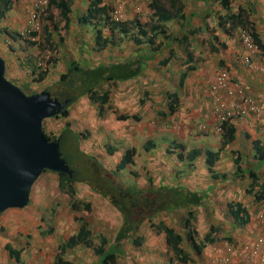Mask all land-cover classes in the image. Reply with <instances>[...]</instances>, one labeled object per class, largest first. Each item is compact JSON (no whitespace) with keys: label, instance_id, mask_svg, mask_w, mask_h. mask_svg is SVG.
Segmentation results:
<instances>
[{"label":"crops","instance_id":"obj_1","mask_svg":"<svg viewBox=\"0 0 264 264\" xmlns=\"http://www.w3.org/2000/svg\"><path fill=\"white\" fill-rule=\"evenodd\" d=\"M32 1L12 0L14 13L9 15L12 8L5 13L2 20L5 24L0 26L2 30L0 33L4 32V28L13 34L15 32L24 33L20 29L24 26V21L28 19L29 11L33 9ZM179 1L184 6L183 27L178 19L173 18L165 22V34L160 35L163 41L161 42L163 44L162 52L153 51L151 47L155 44H150L147 41L139 43L128 41L127 46L130 48V52H126V57H128V53H132V57L137 58L142 66L138 76L123 81H113V92L101 89L109 92V100L100 109L97 103H91L87 98L84 99L85 96L80 97L71 109V112L77 110L78 114L71 113L72 115H69L65 121L78 123L77 117L83 118L85 123H82L81 126L77 125L80 129H76V134L88 131L85 140L89 147L85 153L90 155L92 152L97 160L99 157L105 159L109 156L107 150L104 149L106 146L114 147L113 152L118 154V161L126 148L134 147L135 155L132 157L133 163H131L133 166L130 167L131 164L127 163L126 169L133 171L134 168H144L145 179L146 181L148 177L152 179V187H159L158 184L161 183L162 178H166L164 175H161L160 178L158 176L162 171L167 172L162 167L170 162H174V168L167 173L169 176H178V173L185 175L182 178H177L176 181L177 183L182 182L184 187L196 191L206 182V187L209 184L205 191L208 193L207 208L210 212L214 210L213 218L221 220L220 222L223 224L231 220L227 215V203L240 202L245 206L247 219L244 224L235 227L229 224L227 226L229 232L227 231L226 235L221 236L228 243H220V240L205 246L200 254V264H264L259 261V254L255 253L254 248V241L259 236L264 237V198L256 197L260 193L258 185L252 191L249 189L252 172L260 176V182H264V159L260 158L261 153L257 150V146L264 149V111L260 117L248 112L229 120L228 123L235 129V137L227 145L221 147V133H218L214 128L217 122L214 114L216 101L211 90L217 73L224 71L231 79L239 81L247 94L264 98V0H226L227 5L223 4V0ZM88 2L89 0H70L72 12H74L71 13L72 22H75L74 20L87 10ZM105 3L112 6L120 3L123 11L125 4L134 10L138 6L139 9L149 3L150 8L147 12L154 18V22L151 24L157 23L154 15L157 11V4L169 7L165 0H158V2L157 0H106ZM231 15L235 16L234 21L229 20L228 17ZM6 16L8 17L6 18ZM142 16L144 15L142 14ZM142 16L140 17L142 18ZM238 25L249 27L252 35L254 32L263 46L260 47L255 43V52L250 55V65L244 61L248 49L241 43L239 36L233 34L234 28ZM47 26L51 31L49 23ZM72 27L71 25L70 33H87V26L78 25L77 29H75L76 26L73 27L75 30ZM185 33L188 36L189 44L187 45L186 41L178 40ZM3 34L4 37L1 40L7 43L8 35L5 32ZM53 36L50 43H46L51 54L59 52L57 56L62 57L59 48L64 44L66 49L77 48L76 52L69 53L71 59L74 56L78 57L81 45L77 42V36L63 39V41H59ZM22 38L28 39L29 37L23 36ZM85 40H87L86 36ZM17 41L24 42L23 39H17ZM12 43L13 41L11 43L8 41L7 44L12 47ZM42 43H45L44 34ZM81 43L83 44L85 41ZM87 44H89V48L93 46V42ZM32 47L30 45L29 49ZM168 47L173 48L174 57L167 65H160L159 61L167 55ZM33 50L34 48L31 49V51ZM31 51L28 52L30 60L33 58ZM187 51H189L188 61H190L188 63L186 61ZM86 57L97 58L94 54H86ZM126 57L125 59H127ZM71 61H68V66ZM57 63L53 67L58 65ZM187 67L190 69H185ZM184 73L186 75L182 79ZM172 92L176 93L177 107L171 111L169 93ZM220 97L227 106L233 104L223 89L220 92ZM135 115L138 118L135 119L133 117ZM199 124L208 125V131H198ZM144 144H149L148 150H144ZM118 146L121 150L118 149ZM173 146L174 149H172ZM191 150H194L197 156L189 161L187 153ZM207 150L213 153L210 156L211 160H214L211 167L206 163ZM217 153L218 155H216ZM139 159H143L146 165L139 166ZM150 170H152L151 173ZM155 172L158 173L153 179ZM132 174L139 176L138 172ZM169 181L172 184V180L169 179ZM139 190L145 192L148 190V184ZM166 213L169 212L160 214L165 216ZM169 214H171L170 221L173 222L175 216L172 213ZM197 215L196 221L199 222L203 219L201 223H204L205 214L203 217H201V212ZM15 217L16 214L10 217V221H6L7 224L12 225ZM214 219H212L213 222H216ZM212 220L206 221L212 223ZM163 222L165 223V221ZM230 226L235 230H230ZM145 229L147 230L146 225H143L140 230L141 234L139 233L143 237L140 245L143 250H137L140 246L137 249L128 247L130 248L128 252L132 255L138 253V262L149 259L147 253L150 249H155V243L160 240V236L153 237L145 232ZM29 234L28 232L29 238L24 240V245L29 244L28 240L31 239ZM163 235L164 240L165 234ZM1 239L3 238L1 237ZM9 241L10 239L4 238L0 244V264L9 263L10 257H8L5 248ZM78 246L83 247L82 245ZM19 247L22 246L19 245ZM146 249H149L148 252ZM74 251L75 249H69L65 254V259L72 261L73 264H86L83 260H78L80 256L70 258L67 255ZM36 257L34 255V261H37ZM159 257L161 256L157 255L154 258ZM225 257H228L226 262L223 259ZM52 263L53 261L50 262V264Z\"/></svg>","mask_w":264,"mask_h":264},{"label":"trees","instance_id":"obj_2","mask_svg":"<svg viewBox=\"0 0 264 264\" xmlns=\"http://www.w3.org/2000/svg\"><path fill=\"white\" fill-rule=\"evenodd\" d=\"M104 1L106 2V0ZM165 1H167V4H169V7L164 5L161 6L158 4L156 6L157 11L154 15L156 17L157 23L146 25L139 22L138 19L129 20L126 17L120 20H115L111 13V10L113 9L112 5H108L102 0H89L87 10L74 20L78 25L88 27L86 29L87 33H84V36L90 35L91 37L90 39L84 41L86 43L93 42V46L87 49L88 53L90 55L98 53L99 55L103 51H107V49L109 48L111 49V46H116L119 50L117 49L118 52L115 55V60H113V56L111 52H109L107 55H104L106 60H104V62L99 61L100 63L95 66H87L88 63H83L84 68H82L81 63L71 61L69 63V66H67V69L64 70V72H62L59 76L60 83H62V88L57 91V93H54L49 89L52 96L57 97L58 99H64L66 97L69 98L70 100L68 105L78 100L79 97L85 96L83 97L84 99L87 98L91 103H97L99 105V109L102 108V106L109 100V92L102 91L101 89L94 90L95 83H97L98 85L104 81L115 82L132 79L138 76V74L142 70L140 61H138L137 58L135 59L134 56L132 57V53H128V57H126L127 59H125V53L121 50V44L125 40L126 43H128V41H133L136 43L147 41L150 44H155V46L151 47L153 51L157 53L162 52L161 46L163 44L161 42L163 41L160 35L163 36V34H165V22L173 18L178 19L181 27H183L182 22L185 19V15L183 12L184 6L182 2H180L179 0ZM11 4L12 0H0V17L5 15V13L10 9ZM223 4L227 5L228 2H226V0H223ZM53 8L57 9L58 14L60 15L59 21H54L53 19V13H55L52 12ZM71 13L74 12H72V8L70 6V0L48 1V8L46 10V13L42 14V17L50 22L51 31L47 24L43 25L45 43H50L54 32H57L60 29H62L64 32H67L69 30L72 23ZM228 18L229 20L234 21L235 16L231 15ZM104 29L106 30V32H104ZM4 32L14 40L23 39L24 42H28V40L21 37L22 34L20 33L15 32L13 34L6 28H4ZM189 33L190 31L188 32V34ZM23 34L29 37L34 36L36 33L28 31V33ZM252 36L254 42L257 43L260 47H263L258 40V36L254 32ZM156 38H158V40L160 41L156 42ZM58 39L59 41H63L64 38L62 35H59ZM178 40L186 41V45L189 44L187 42L188 36L186 33L183 34ZM32 44L35 45L34 42H32ZM167 52V55L159 61L160 65H167L168 62L174 57L173 48L168 47ZM188 53L189 51H187L186 53L187 63L190 62L188 61ZM94 56L96 57V55ZM49 59V63L52 65L56 64L58 60L54 56ZM81 59H83V57H81ZM117 59L119 60L117 61ZM31 61L32 63L31 65H29V67L30 71L34 75L33 80L42 81L47 76L48 69H43L41 66H38L35 60ZM185 69L189 70L190 68L187 67ZM185 75L186 73L182 75V79L185 78ZM69 91L71 92L70 94L68 93ZM169 97H171L169 107L172 111L177 107V103L175 102L176 93H169ZM68 105L61 113L54 117L67 118L72 109V107L69 108ZM99 114H101V112H99ZM133 117H135V119L138 118L137 115ZM68 124L69 122L65 123V128H63L62 132L59 133V137L50 135L49 133L44 131L45 138L52 141H55L58 138L62 140L64 132L67 131ZM223 127L224 130L221 133L220 140L221 147L227 145L235 137V129L230 123H223ZM87 133L88 131L85 130L81 132L77 137H79V139L87 138ZM148 145L144 144V150L149 149L150 146L148 147ZM104 149L105 151L107 150L108 154H112L114 151L113 146H106L104 147ZM172 149H174V146L172 147ZM257 150L259 151V153H261L260 158L264 159V149L260 146H257ZM134 155V147L126 148V151L117 163L116 170L123 169V167L127 163H133L132 157ZM206 155V163L209 167H211L214 163V160H211L210 156H212L213 153L207 150ZM216 155H218V153ZM80 156L84 157L82 153L80 154ZM196 156L197 153L194 152V150H191L187 153V158L189 161H192ZM62 157H64L65 159L67 158V162H69L70 160V166L72 162L77 161L76 155L70 154V156H67L66 154H62ZM85 159L92 161L93 164L91 166H87L84 164V162L79 163L77 161L78 165L76 168H73L71 166V168L73 169V175L71 177H69L67 174L52 172L53 174L58 176L57 187L59 188V190H65L69 194V206L72 210L85 211L91 209L90 202L78 198L74 183L78 181V178L80 181H82L80 177H82L84 172H88L89 174H91V176H97V171L93 168V166H99L101 163L93 155L85 154ZM47 171L48 170H44V172ZM164 176L168 180V183L165 185L162 178V181L160 183L161 186L159 187H152V179L149 177L147 178V181L149 183L148 193H142V191H140L139 189L137 191H127L125 188H121L114 181V178H112V180L104 178L103 182L99 185L105 184V187L100 186V188H98L97 186L95 187L92 184L90 188L92 190H95L100 195L106 197L109 203L112 204L120 212V225L115 231L113 239L110 240V249L107 250L109 239L104 234L100 235L98 245H94L92 241V232L87 227L85 219L83 217H77L76 219L81 221L82 224L79 225L77 231L74 234L69 235L66 241L61 242L57 245L52 264H73L72 261L65 259V254L69 249H72L78 245L91 248L95 255L99 258L98 264H117V260L119 257H122V259L124 260L123 264H138V260H133L126 248L129 245H133L134 247H139L141 245L143 237L142 235H139V232L143 228V225H146L148 223L151 227L157 229V231L162 230L164 232V240L166 242V246L170 248V250L174 254V258H168L169 262H173L175 260L179 263L191 262V264H195L193 262V257H199L205 246L219 240V237H216L214 235L216 231H219L220 229L223 231L226 230L229 224L233 227L242 226L246 221L247 215L245 206L240 202H229L227 203V215L231 220L230 222L225 224L221 223V220L214 219L212 214L209 213L210 211L207 208L206 204L208 193L199 192V190L194 191L192 189L184 187V184H181L182 186H180V184L173 183L172 181L171 184L169 181V174L166 173ZM250 177L252 179V182L249 189H251L252 191L254 187L258 185L260 193L257 194L256 197L258 199L264 198V182H260V176L252 172ZM168 203L172 205H166ZM199 205L202 207V210L205 213L206 220H216V222H213L212 220V223H210V221H206L204 219V223L200 224L202 229L203 227L205 228V230H202L203 232L200 231L199 226H197L199 222H197L195 219L196 217H198L197 212L199 211L197 210V207ZM165 210L167 212L168 210H172L175 212V220H172L174 223L172 227L165 225L161 221L156 224L155 222L153 223L155 216L153 215L151 217V214H155V212L160 211L164 212ZM51 211H53L54 213V209H52ZM232 229L234 228H231L230 230ZM52 231L53 228L51 227L49 228V230H47L46 234L51 233ZM227 231L229 232V229H227L225 232ZM24 246L25 245H23L22 247H18L17 245L13 244L12 241L7 242L5 248L8 257H10V259H13L15 263L25 264L22 257V252L25 249ZM155 259L157 260L159 258Z\"/></svg>","mask_w":264,"mask_h":264},{"label":"rangeland","instance_id":"obj_3","mask_svg":"<svg viewBox=\"0 0 264 264\" xmlns=\"http://www.w3.org/2000/svg\"><path fill=\"white\" fill-rule=\"evenodd\" d=\"M138 7L132 10L128 5L125 4L124 12L126 14V17L129 18V20L138 19L139 22L146 24V25L153 23L154 18H152L151 15H149L147 12L148 9L150 8L149 3H147L144 7L141 6V8L139 9ZM11 8H12V11L9 13V15H12L14 13V4L10 5V9ZM31 12L32 11L30 10L29 18H31ZM52 12H55L53 13L54 21H59L60 15L58 14V11L53 8ZM142 14L144 16H142ZM140 16H142V18ZM7 17L8 16H6V18ZM2 20H3V16L0 17V26L5 24ZM27 20L28 19L24 21L23 23L24 26H22L20 30L22 31L26 29L31 30V31L35 30L36 36L34 37L35 38L34 41L36 40L35 42L37 41L39 42V47L37 48V46H33L31 48V49L34 48L33 51L29 49L30 45H26L24 42L22 41L19 42L8 36L6 40L7 43L8 41L10 43L11 41H13L12 43L13 45L11 47L4 40H1V38L4 37V34L0 33V56L6 61V65H7V67L5 68V76L7 79H9L11 82L16 84L27 94L39 92L43 89H50L52 90V92L57 93V91H59L62 88V83H60L59 76L62 72H64V70L67 69L68 61L70 60L81 63L82 68H84L83 63L84 64L88 63L87 66H95L99 64L100 62H104V60H106L104 55H107L109 52H111L113 56V60H115V55L119 50L118 47L111 46V49L109 48L107 49V51H103L102 53H100L99 54L100 56L98 55V53H94V55H96L97 58L89 59L88 57H86V54L90 55L87 50L89 48L88 46L89 44H87L86 42H85L86 44L81 43L82 41L85 40L84 34L70 33V28L67 32H64L62 29H60L57 32L53 33L54 38L58 39L59 35H62L65 40V39L75 38L77 36L78 38L77 42L81 45L79 46L80 51L78 52L79 58L74 56L73 59H71V55H69V53L71 54V53L76 52L77 48L66 49L64 44H62L59 48L62 54V57H60V56H57L59 52L56 54H51L50 53L51 50L47 47V44L42 43L43 42V24L44 22L45 23L47 22V24L48 23L50 24V22H48L42 16L35 18L34 22L29 23ZM34 23L37 24L38 29L34 28L35 26ZM72 23L71 25L73 27L76 26L75 29H77L78 24H76V22H72ZM104 32H106L105 29H104ZM90 37L91 36L88 35L86 39H90ZM155 41L157 42L160 40L156 38ZM121 46H122L121 50L125 53L124 57H126V52H130L129 50L130 48L127 46L126 40L121 44ZM29 50L32 52L31 56H33V59L36 60L35 62L36 63L41 62L42 64L41 67L43 69L45 68L48 69V74L42 81L33 80L34 75L29 70L30 68L29 65H31V63L28 61ZM70 50H72V52H70ZM52 56L56 57L58 59L57 61L60 62V63L58 62L57 63L58 65H55L54 67L52 64L49 63V60H50L49 58H51ZM80 57H83L84 61ZM113 88H114L113 81L112 82L104 81L98 85L97 83H95L94 85V90L104 89V90H108L109 92L110 91L113 92L114 91ZM68 93L70 94L71 92L69 91ZM76 102L77 100L72 102L70 105H68V107L71 108ZM71 113L78 114V111L73 110ZM65 120L67 121V119H64L61 117H54V118H48V119L46 118L43 120V129L44 131L46 130V132L49 134H52L53 132L52 130L54 129V131L56 132L55 136L59 137L60 136L59 133L62 132L63 128H65L64 127L65 122H66ZM77 120L79 121L78 123L69 122L67 126V131L64 132L62 141L64 144L63 147L65 146V148L64 150L61 149L62 154L63 155L66 154L67 156H70V153L71 155H76L77 161L79 163L84 162L85 165L91 166L93 162L85 159V154H87L85 152H87L86 150L88 149L89 145L86 142L85 138L79 139V137H77L78 135H80V132L76 134V129H78L77 125L79 124V126H81L82 123H85V122L83 118L77 117ZM89 126H91L90 123H89ZM118 149L121 150L119 146H118ZM81 153L84 155V157L80 156ZM90 155H93V153L91 152ZM117 159H118V154H116L115 152H113L112 154H109V156L105 159L99 157L98 161L101 164L99 163L100 164L99 166H96V165L93 166V168L97 171L96 172L97 176L92 175L93 176L92 177L91 174H89L88 172L87 173L84 172L82 177H80L82 181H80L78 178V181L74 183L78 198L84 201H88L91 204V209L85 210V211L84 210L77 211V210L70 209L69 194L65 190H62V189L59 190V188L57 187L58 176L53 174L51 171L44 172L36 180L34 184V188L30 192L29 203L24 208L9 209L5 211L4 213L0 214V226L2 227V229L0 227V235H1L0 244L1 242H3L4 238H8L10 239V241L13 242V244L17 245L18 247L19 245L23 246L25 244L24 240H27L29 238V236L27 235L29 232L30 233L29 235L31 236L32 240L29 239L28 240L29 244H26L24 246L26 249V250L24 249L25 251L22 252L24 263L25 264L26 263L28 264H50V262L53 261L54 259V252L57 249V245L61 242L66 241L69 235L74 234L77 231L79 225L82 223L76 218L83 217L85 219L87 227L92 232L93 244L98 245L99 235L104 234L109 239V243L107 244L108 245L107 250H109L110 249L109 244H111L110 240L113 239L114 233L120 225V220H121V216L119 214L120 212L112 204L109 203L106 197L100 195L95 190H92L90 186H92L93 184L95 187L97 186L98 188H100V186L105 187V184L99 185L100 183L103 182L104 178H107L109 180H112V178H114V181L121 188H125L127 191H137L138 189H141L142 186H145V185L147 186V184H149L148 181H146L145 179L146 172L144 168L142 167L138 169L134 168V170L132 171L130 169H126L127 164H125L123 169L116 170V166L118 163ZM77 161L71 163V166L73 168L77 167L78 165ZM138 165L145 166L146 163L143 159H139ZM132 166L133 165L131 164L130 167ZM162 168H165L168 172L169 170L174 168V162H170L169 164H167L165 167H162ZM151 171L152 170H150V173ZM133 172H138L139 176L133 175L132 174ZM167 172L162 171L161 174L165 175ZM157 173L158 172L154 173L153 179L157 176ZM161 174L158 176V178L161 177ZM183 176L185 175L183 174L181 175L178 174V176L171 175L170 179L172 180L173 183H177L176 182L177 178L179 179V178H182ZM163 181L165 185L168 183V180L164 177H163ZM155 184L157 185V183ZM177 184H180V186L183 185L182 182H178ZM158 186H161V185L158 184ZM207 187H206V182H205L204 186L200 187L198 190L199 192H205ZM142 193H148V190H146L145 192L142 191ZM166 205H172V204L168 203ZM52 209H54V213L53 211H51ZM197 210L199 211V213L201 212V215H202L201 217H203L205 213L203 212L202 207L200 205L197 207ZM161 212L162 211L155 212V214L154 213L151 214V217L153 215L155 216L153 223L155 222L156 224L159 222V220H161L162 223H164L163 221H165L164 224L167 226L174 225V223L170 221L171 214L169 213L175 214V212L172 210H168L169 213L168 214L166 213L165 216L160 214L157 217V215ZM212 212H209V213L212 214ZM15 214H16V217L13 219V224L8 225L6 221H10V217L15 216ZM201 221H203V219H201L199 222L201 223ZM200 223H198L197 225L199 226L200 231L205 230L204 227L203 229L201 228ZM51 227L53 228V231L51 233L46 234L47 230ZM146 228L147 230L145 229V232L149 233L153 237L157 236L158 238L160 236V240L155 243V249L151 250L149 248L150 249L149 252H148L149 249H146V252H148L147 256H149V259L139 261L138 264H153V263L155 264H173V263L183 264L175 260L173 262H169L168 258L170 257L174 258V254L170 250V248L166 246V242L163 240V236H164L163 232L161 233L157 232L156 229L152 228L149 223L146 224ZM224 234H225V231L221 229L214 233V235L220 236L218 240V241L221 240L220 243L227 242L225 238L222 239L221 237ZM1 237L3 239H1ZM129 246L133 247L132 249L138 248V247L134 248L133 245H129ZM1 249H2V246H1ZM72 249H75V251L72 252L71 254H67L70 258H73L74 256H80L78 260L80 261L83 260L84 262H86V264H98L99 258L95 255V253L93 252L91 248L84 247V246L83 247L76 246ZM129 250L130 248L127 249V251ZM137 250L142 251L143 247L140 246ZM129 254L131 255V258L133 260H139L138 253H135L133 255L132 253H129ZM34 255L37 256L36 260L38 262L34 261ZM157 255H160L161 257H159V259L156 260L154 257ZM124 257H125V254H124ZM199 258L200 256L193 257V262L195 264H200ZM166 261H168V263H166ZM123 263H124V260L122 259V257L121 258L119 257L117 260V264H123ZM1 264H6V263H1ZM7 264H20V263H15L13 259H10L9 263ZM184 264H191V262H187Z\"/></svg>","mask_w":264,"mask_h":264},{"label":"water","instance_id":"obj_4","mask_svg":"<svg viewBox=\"0 0 264 264\" xmlns=\"http://www.w3.org/2000/svg\"><path fill=\"white\" fill-rule=\"evenodd\" d=\"M68 103L46 89L26 94L5 77L0 56V213L25 207L44 170L72 176L59 139L48 140L43 131V120L61 113Z\"/></svg>","mask_w":264,"mask_h":264},{"label":"built area","instance_id":"obj_5","mask_svg":"<svg viewBox=\"0 0 264 264\" xmlns=\"http://www.w3.org/2000/svg\"><path fill=\"white\" fill-rule=\"evenodd\" d=\"M48 4V0H36L34 3V9L31 13L30 22H34L35 18H38ZM113 18L120 20L125 18V13L120 3L113 5L111 10ZM34 28L38 29L37 24L34 23ZM31 31V30H28ZM35 31V30H34ZM237 33L241 38L242 44L246 46L250 52H254L255 43L251 35V31L248 28L239 27ZM244 61L250 65L251 60L247 55ZM224 90L227 96L233 101L231 106H227L220 97L221 90ZM211 90L215 95L214 114L216 116V123L214 128L217 132L221 133L224 130L223 123L229 120L242 116L248 112L260 117L264 111V98L253 97L246 93L244 86L237 80H233L224 71H219L215 77L214 83L211 85ZM209 126L206 124H199L198 131L206 132ZM255 253L259 254V261L264 263V237L259 236L254 241ZM224 261L228 260V257L223 258Z\"/></svg>","mask_w":264,"mask_h":264},{"label":"clouds","instance_id":"obj_6","mask_svg":"<svg viewBox=\"0 0 264 264\" xmlns=\"http://www.w3.org/2000/svg\"><path fill=\"white\" fill-rule=\"evenodd\" d=\"M36 1V0H35ZM35 1H33V3H32V8L34 9V3H35ZM49 1V0H48ZM47 8H48V4H47V6L45 7V9L43 10V12L40 14V16L39 17H41L42 16V14L44 13H46V10H47ZM33 9L31 10V11H33ZM32 13V12H31ZM28 15H29V13H28ZM30 17V16H29ZM28 17V22H29V20H30V18ZM44 18V17H43ZM44 24H47V22L45 23L44 22ZM43 24V25H44ZM239 27H243V28H248L249 29V27H247V26H240V25H238V26H236L235 28H234V30H233V34L234 35H238V33H237V29L239 28ZM250 30V29H249ZM23 32L26 34V33H28V29H26V30H23ZM31 32H34V33H36L35 31H31ZM251 35H252V33H251ZM23 36H26V35H24L23 33H22V35H21V37H23ZM36 35H34V36H29V38L28 39H26V40H28V42H24L26 45H32V46H37V47H39V42L37 43V42H35L34 41V37H35ZM239 36V35H238ZM253 37V36H252ZM240 38V37H239ZM32 40V41H31ZM240 41H241V38H240ZM254 41V40H253ZM32 42H34L35 43V45H33L32 44ZM241 43H242V41H241ZM255 43V42H254ZM246 47V46H245ZM247 48V47H246ZM248 49V48H247ZM255 49V48H254ZM254 51V50H253ZM255 52V51H254ZM251 53L252 52H250V50L248 49V56L250 57V55H251ZM246 55V56H247ZM245 58V57H244ZM33 59V58H32ZM31 59V60H32ZM29 58H28V61H30V63H32V61H31ZM34 60V59H33ZM251 60V59H250ZM36 61V60H35ZM37 64H38V66H41L42 64H41V62H37ZM7 67V65H6V61H5V68ZM29 70H30V68H29ZM6 77V76H5ZM46 90H49V89H46ZM50 91V90H49ZM27 94V93H26ZM52 95V94H51ZM69 99V98H68ZM59 100H63V99H59ZM70 100V99H69ZM68 105V104H67ZM64 110V109H63ZM69 115H71V111H70V113H69ZM69 117V116H68ZM67 117V118H68ZM51 118H54V117H51ZM67 118H64V119H67ZM48 119V118H47ZM66 123V122H65ZM63 127V126H62ZM43 131H44V129H43ZM53 132H52V134H50V135H54L55 136V131H54V129L52 130ZM45 132H46V130H45ZM201 132V131H200ZM207 132V131H206ZM219 133V132H218ZM222 133V132H221ZM59 139V138H58ZM52 141V140H51ZM56 141V140H55ZM59 141H60V139H59ZM60 147H61V142H60ZM61 152H62V150H61ZM68 163V162H67ZM69 164V163H68ZM69 166H70V164H69ZM70 168H71V166H70ZM71 170H72V175H73V169L71 168ZM52 172V171H51ZM44 173V171L40 174V175H42ZM40 177V176H39ZM38 177V178H39ZM37 178V179H38ZM36 182V181H35ZM35 184V183H34ZM34 184H33V186H32V189L34 188ZM31 189V190H32ZM24 208V207H23ZM11 209H19V208H11ZM7 210H9V209H7ZM7 210H5V211H7ZM4 211V212H5ZM4 212H2V213H4ZM1 214V213H0ZM49 230V229H48ZM100 235H102V234H100ZM100 235H99V238H100Z\"/></svg>","mask_w":264,"mask_h":264},{"label":"flooded vegetation","instance_id":"obj_7","mask_svg":"<svg viewBox=\"0 0 264 264\" xmlns=\"http://www.w3.org/2000/svg\"><path fill=\"white\" fill-rule=\"evenodd\" d=\"M60 142H61V149L64 150L65 146L63 147V145H64V144H63V141L60 140ZM70 154H71V153H70Z\"/></svg>","mask_w":264,"mask_h":264}]
</instances>
